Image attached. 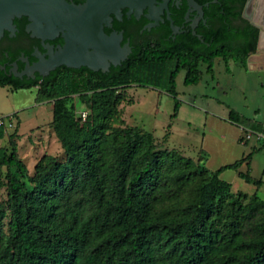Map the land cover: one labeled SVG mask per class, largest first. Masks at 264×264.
<instances>
[{
  "label": "trees",
  "instance_id": "1",
  "mask_svg": "<svg viewBox=\"0 0 264 264\" xmlns=\"http://www.w3.org/2000/svg\"><path fill=\"white\" fill-rule=\"evenodd\" d=\"M194 1L202 5V15L193 29L184 22L186 1L177 7L169 1V18L178 28L182 25V33L172 37L163 14L162 37L135 44L108 71L59 65L26 81L0 79V87H37L36 100H52L51 124L65 155L63 161L41 157L23 182L19 177L26 175V168L15 143L10 140L8 150L0 147L9 216L0 261L264 264V203L254 193L247 198L243 192L232 193L230 185L218 179L221 171L238 168L250 153L208 171L203 154L192 159L157 149L152 136L139 127L109 125L115 90L131 83L150 84L166 62H172L166 76V92L173 98L171 116L179 104L174 90L178 71H184L182 83L189 85L199 80L201 63L212 74L215 57L225 70L228 60L246 68L258 28L241 16L245 0ZM72 95L89 110L83 120L66 117L64 102ZM227 120L264 134V126L232 110ZM3 130L0 125V138ZM238 175L246 183H261L247 170Z\"/></svg>",
  "mask_w": 264,
  "mask_h": 264
},
{
  "label": "rangeland",
  "instance_id": "2",
  "mask_svg": "<svg viewBox=\"0 0 264 264\" xmlns=\"http://www.w3.org/2000/svg\"><path fill=\"white\" fill-rule=\"evenodd\" d=\"M256 2L251 0L242 12L264 31V27L258 24L264 19L263 15L258 16ZM256 55L264 56V49L255 48L247 57L254 58ZM171 66L172 62H166L148 85L131 83L117 88L115 114L109 125L137 126L152 136L151 141L157 149H172L193 159L203 154V166L208 171L231 163L242 153L244 156L255 149L248 159V173L261 179L258 191L253 184L237 177V171H245L244 165L237 170L221 171L219 178L231 182L232 193L243 192L247 198V194L255 192L264 203V146L261 139L249 133L245 143L239 142L237 125L227 120V112L232 110L258 126H264V68H242L228 60V70H225L221 58L215 57L212 59V74L207 73L205 64L201 63L198 66L199 80L189 85L182 83L184 71H178L174 78V90L179 104L175 115L171 116L173 98L166 92V76ZM36 91L37 87L17 90L0 87V116H6L0 147L8 150L9 141L15 143L17 157L26 168V175L19 177L23 182L32 175L34 164L41 157L49 156L57 161L65 158L51 124L52 100H36ZM64 108L66 117L71 119H76L80 110L89 113L76 95L65 100ZM6 171L4 166H0V243L3 244L7 239L9 219ZM0 264H6V261H0Z\"/></svg>",
  "mask_w": 264,
  "mask_h": 264
},
{
  "label": "water",
  "instance_id": "3",
  "mask_svg": "<svg viewBox=\"0 0 264 264\" xmlns=\"http://www.w3.org/2000/svg\"><path fill=\"white\" fill-rule=\"evenodd\" d=\"M167 1L161 0L159 3L156 0H85L82 4H73L67 0H0V35L2 30L8 27L15 31L16 28L11 19L20 15L27 18L29 21L27 28L37 31L33 34L41 40L50 38L48 34L55 35L62 31L60 35L64 42L62 46H58L55 52L52 45L45 41L49 45H45L49 52L47 58L41 49L36 47L40 59L32 65L25 54L22 56L28 66L17 69L14 62L10 63L16 73H32L35 70L40 75H44L49 69L58 65L71 68L85 66L92 71H104L108 65H116L122 61L126 53L129 52L127 38L122 47L118 44L121 31L118 34H114L115 32L112 31L109 35L102 31V25L110 26L108 24L110 14H114L115 18L119 20L121 8H126V16L133 11L135 17L143 8H146L143 15L149 20V23L144 24L141 29L143 27L148 29L150 26L156 25L158 20L162 21L158 13L164 12L171 33L174 34L181 30L178 31V26L173 25L169 18ZM185 1L186 12L183 18L189 21V26L193 29L202 15V5L194 0ZM248 1L246 0L243 9ZM176 3H178L177 0L174 2L175 7H177ZM206 4L205 2L203 5ZM189 12H193V15L189 16ZM242 15L249 21L244 12ZM201 20L203 23V19ZM249 22L252 23V20ZM252 24L257 27L254 23ZM191 34H193L192 30ZM263 37L264 31L258 29L255 48H258V42Z\"/></svg>",
  "mask_w": 264,
  "mask_h": 264
},
{
  "label": "flooded vegetation",
  "instance_id": "4",
  "mask_svg": "<svg viewBox=\"0 0 264 264\" xmlns=\"http://www.w3.org/2000/svg\"><path fill=\"white\" fill-rule=\"evenodd\" d=\"M84 1L85 0H67V2L69 3L71 2L73 4H82ZM156 1L160 3L161 0H156ZM169 1L171 0H168L167 4ZM172 1L175 2V0ZM177 2L178 3H176V6L182 4L183 0H177ZM245 2L246 0L244 1V4ZM125 12H126V8L120 9L119 20L115 18L114 14H110V20L108 21V24L110 26L102 25V31L106 35H109L112 31L115 32L114 34H118V32L121 31L120 32L121 38L118 40V44L120 47H122L126 42V38H127L129 52L126 53V56L131 52L135 44L143 42L144 39L151 40L162 37L161 30L159 31L160 20H158V23L156 25L150 26L148 29H146V27L145 28L143 27V29H141L144 24L149 23V20L145 18V16L143 15L146 12V8H143L136 17L134 16L133 11L130 14H128V16H126ZM158 14L160 17H163V14L165 13L162 12ZM188 15L189 16L193 15V12H189ZM241 16L243 17L242 11H241ZM11 21L15 26L16 30L13 31L10 27H8L7 29H3L0 35V79H8L14 81H18V80L26 81L29 79H34L37 75H40L35 70L32 71V73H28V72L16 73L10 63L14 62L17 69H21L25 66H28L25 59L22 56L23 54H25L30 65H32L33 63H35L40 59L36 47H39L42 53L44 54L45 58H47L49 52L47 51L45 45L46 46L49 45L46 42L52 45L53 50L55 52L58 49V46H62L64 42L63 38L60 35L62 31L55 33V35L47 33L48 35H50V38L41 40L39 37L33 34V33H37V31L27 28V24L29 23V21L25 16L23 17L22 15H20L18 17H13ZM184 22L188 24L186 21ZM157 29L158 31H156ZM179 30L181 31L177 33L178 34L182 33L183 31L182 25H180V27L178 28V31ZM144 32L147 33L144 34ZM171 35L173 36L175 34L171 33ZM58 66H55L54 68ZM110 66H114V65L111 64L108 65L106 70L104 71H108ZM50 70L52 69H49L44 75H46Z\"/></svg>",
  "mask_w": 264,
  "mask_h": 264
},
{
  "label": "crops",
  "instance_id": "5",
  "mask_svg": "<svg viewBox=\"0 0 264 264\" xmlns=\"http://www.w3.org/2000/svg\"><path fill=\"white\" fill-rule=\"evenodd\" d=\"M258 48H260V49H264V46H261L260 47V45H258ZM246 68H250V69H254V68H257V69H260V68H264V56L263 55H256V56H254V58L252 57V58H246ZM231 124V123H230ZM233 124H235V123H233ZM237 125V128H238V134H237V139H238V141L239 142H243V143H245L246 141H247V139L249 138H246V134H247V132L249 131V132H251V133H259V134H261L262 135V138H260L261 140H264V134H262L261 132H257V131H252V130H250V129H247L246 127H243V126H241V125H238V124H236ZM247 131V132H246ZM250 136V135H249ZM261 143H262V141H261ZM253 150H255V149H253ZM253 150H250L249 152H247V153H252L253 152ZM200 152L198 151L197 152V154H199ZM246 153V154H247ZM245 154V155H246ZM243 153L241 154V157L240 158H242L243 156ZM244 155V156H245ZM203 156V159L205 158V156L204 155H202ZM199 157V156H198ZM198 157H196L195 159H197ZM249 158H250V156H249ZM248 158V159H249ZM193 159V158H192ZM203 159H202V163H203ZM248 159L247 160H245L241 165H244L245 166V171L247 170L248 171ZM240 165V166H241ZM239 166V167H240ZM219 167V166H218ZM239 167L238 168H236V170L237 169H239ZM216 169V168H215ZM213 171V170H212ZM245 171H241V170H239V171H237V177H239V173H243V172H245ZM249 174V173H248ZM219 175H220V173L218 174V179L219 180H221L220 178H219ZM253 178V177H252ZM254 179H258V178H254ZM260 179V178H259ZM221 181H223V180H221ZM260 181H261V179H260ZM223 182H225V183H227V184H229L230 185V183L231 182H228V181H223ZM261 184V183H260ZM255 186V185H254ZM260 186V185H259ZM259 186H255V190H257L258 191V188H259ZM256 191V192H257ZM255 195L257 194V193H255V192H253ZM257 196V195H256ZM258 197V196H257ZM259 198V197H258ZM260 199V198H259ZM261 200V199H260ZM262 201V200H261ZM263 202V201H262Z\"/></svg>",
  "mask_w": 264,
  "mask_h": 264
},
{
  "label": "bare ground",
  "instance_id": "6",
  "mask_svg": "<svg viewBox=\"0 0 264 264\" xmlns=\"http://www.w3.org/2000/svg\"><path fill=\"white\" fill-rule=\"evenodd\" d=\"M250 1H251V0L248 1L247 6L249 5ZM256 1H257V2H256V6H257V4H258V7H257V8H259L258 16L263 15V19H264V0H256ZM251 20L253 21V19H251ZM254 22H255V21H254ZM261 22L264 23V20L261 21ZM256 23H257V22H256ZM262 23H258V24H259L260 26L264 27V24H262ZM260 42H261V43H260ZM258 44H259L260 46H264V37L261 38V39L259 40ZM257 46H258V45H257Z\"/></svg>",
  "mask_w": 264,
  "mask_h": 264
},
{
  "label": "built area",
  "instance_id": "7",
  "mask_svg": "<svg viewBox=\"0 0 264 264\" xmlns=\"http://www.w3.org/2000/svg\"><path fill=\"white\" fill-rule=\"evenodd\" d=\"M85 116H86V111L80 110L78 112L77 118H79L80 120H83L85 118ZM5 122H6V116H0V125H4ZM249 133H251V132L248 131L247 134L245 135L246 138L249 137ZM254 134L256 135L257 138H262L261 134H259V133H254Z\"/></svg>",
  "mask_w": 264,
  "mask_h": 264
}]
</instances>
